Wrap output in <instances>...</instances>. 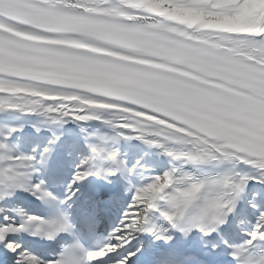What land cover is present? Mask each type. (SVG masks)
Instances as JSON below:
<instances>
[{"label": "snow or ice", "instance_id": "snow-or-ice-1", "mask_svg": "<svg viewBox=\"0 0 264 264\" xmlns=\"http://www.w3.org/2000/svg\"><path fill=\"white\" fill-rule=\"evenodd\" d=\"M4 112L0 264H264V0H0Z\"/></svg>", "mask_w": 264, "mask_h": 264}, {"label": "bare ground", "instance_id": "bare-ground-1", "mask_svg": "<svg viewBox=\"0 0 264 264\" xmlns=\"http://www.w3.org/2000/svg\"><path fill=\"white\" fill-rule=\"evenodd\" d=\"M6 114H10V121L15 122L18 120V117L16 116L17 114H19V112H4V113H0V116L2 115H6ZM28 116H32L31 114H28ZM106 119H110L111 118V113H108L107 115L103 116ZM45 119H47V117H45ZM5 123L4 120L0 121V124ZM91 123H96V121H91ZM108 132L110 133V130L108 129ZM180 147V146H179ZM177 147V148H179Z\"/></svg>", "mask_w": 264, "mask_h": 264}]
</instances>
